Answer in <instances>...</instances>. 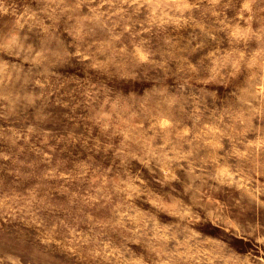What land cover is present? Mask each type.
<instances>
[{"label":"rangeland","instance_id":"1","mask_svg":"<svg viewBox=\"0 0 264 264\" xmlns=\"http://www.w3.org/2000/svg\"><path fill=\"white\" fill-rule=\"evenodd\" d=\"M0 264H264V0H0Z\"/></svg>","mask_w":264,"mask_h":264}]
</instances>
